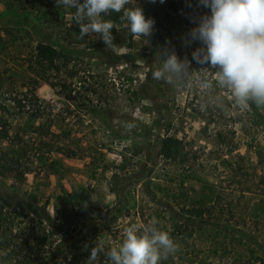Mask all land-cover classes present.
Segmentation results:
<instances>
[{
	"label": "rangeland",
	"instance_id": "374dc122",
	"mask_svg": "<svg viewBox=\"0 0 264 264\" xmlns=\"http://www.w3.org/2000/svg\"><path fill=\"white\" fill-rule=\"evenodd\" d=\"M136 3L144 9L125 7ZM150 6L148 38L133 37L122 12L102 17L114 24L106 46L97 33L81 39L74 9L56 0H0V264H86L96 244L107 251L153 217L177 245L160 264H264V106L215 89L217 106L152 79L165 48L191 61L200 42L184 41L208 9ZM39 40L65 48L56 65L36 62ZM167 134L184 142L177 158L158 154ZM149 168L154 197L138 179ZM192 207L231 229L183 222Z\"/></svg>",
	"mask_w": 264,
	"mask_h": 264
},
{
	"label": "clouds",
	"instance_id": "9594fccd",
	"mask_svg": "<svg viewBox=\"0 0 264 264\" xmlns=\"http://www.w3.org/2000/svg\"><path fill=\"white\" fill-rule=\"evenodd\" d=\"M56 2L74 9L73 20L79 27L81 39L97 33L106 46L113 41L114 24L102 17H107L110 12H122L133 37L148 38L155 23L153 18H146L144 9L137 3L125 7L132 0ZM196 4L208 11L199 16L184 42L199 41L200 46L192 51L191 61L187 56L180 58L175 51L165 48L160 64L151 71L152 79L194 86L207 103L214 101L217 106L221 101L212 95L215 89L229 90L236 106L243 108L249 103L264 106V0H196ZM193 61L204 67L193 69ZM203 107L202 103L201 109ZM156 225L154 217L143 228L132 224L124 229L122 241L107 251L96 244L86 264H96L100 254L112 264H160L176 251L177 245L167 231Z\"/></svg>",
	"mask_w": 264,
	"mask_h": 264
},
{
	"label": "trees",
	"instance_id": "16d2710c",
	"mask_svg": "<svg viewBox=\"0 0 264 264\" xmlns=\"http://www.w3.org/2000/svg\"><path fill=\"white\" fill-rule=\"evenodd\" d=\"M21 1V0H19ZM144 9L145 14L147 12H150L152 10V7L150 6V0H139ZM163 9L171 12L176 11H183L186 12H197L199 10V7L196 4V0H164L162 3ZM167 18L171 17V13H168ZM65 48L61 47V49L56 48L52 43L46 41V40H39L38 43L35 46V60L38 64L42 65H49L54 66L56 65V60L60 57H62V53H64ZM121 62L124 61L126 58H128V54H122L118 57ZM36 82V81H34ZM35 117H39L40 113L34 115ZM262 123L264 125V115L261 116ZM0 136L2 138H8L9 132L8 130L3 127L0 129ZM184 151V142L181 138L174 136V135H164L160 137L159 140V150L158 154L166 159H174L179 157L182 152ZM152 168H149L145 175H141L138 179L142 181L145 185L147 193L154 197V193L151 189L150 182L148 181V178L151 176ZM117 191V190H116ZM117 196H120V194L117 191ZM6 191L0 187V200H7L6 199ZM115 213L118 215L121 211L120 206H116L114 208ZM189 215L179 214V217L181 220L185 223H195L196 226H201L202 224L206 223H212L216 226L222 227L225 230H230L231 227L226 224L222 223L220 221H212L206 214L209 212V208L207 207H192L188 210ZM90 214H92L90 212ZM80 212H74V214L70 215L75 219V223H78L80 221L79 218Z\"/></svg>",
	"mask_w": 264,
	"mask_h": 264
}]
</instances>
